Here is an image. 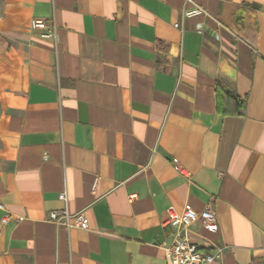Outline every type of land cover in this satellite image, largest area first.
<instances>
[{
    "label": "crops",
    "instance_id": "1",
    "mask_svg": "<svg viewBox=\"0 0 264 264\" xmlns=\"http://www.w3.org/2000/svg\"><path fill=\"white\" fill-rule=\"evenodd\" d=\"M195 1L0 0V264H167V209L206 206L191 241L264 264V0Z\"/></svg>",
    "mask_w": 264,
    "mask_h": 264
},
{
    "label": "built area",
    "instance_id": "2",
    "mask_svg": "<svg viewBox=\"0 0 264 264\" xmlns=\"http://www.w3.org/2000/svg\"><path fill=\"white\" fill-rule=\"evenodd\" d=\"M184 3L183 15L185 17L208 14L205 8L197 4L195 0H184ZM31 26L46 29V22L42 19H34L31 21ZM174 27H178V24L174 23ZM197 31H201L200 25ZM43 36L55 37V26L46 30ZM173 165L177 171L181 172V168L175 161ZM58 198L63 202L67 201L65 188L58 193ZM0 208H3L1 204ZM49 220L67 227H86L84 215L81 212L70 213L67 208L51 210ZM1 221L5 223L7 216H3ZM193 222H199L203 228L211 232H217L219 229L216 213L210 206L199 211L190 207L182 210H176L173 207L167 209L163 225L171 229L170 241L162 246L167 264H219L223 247L215 244L212 251H202L196 243L191 241L188 234Z\"/></svg>",
    "mask_w": 264,
    "mask_h": 264
},
{
    "label": "trees",
    "instance_id": "3",
    "mask_svg": "<svg viewBox=\"0 0 264 264\" xmlns=\"http://www.w3.org/2000/svg\"><path fill=\"white\" fill-rule=\"evenodd\" d=\"M226 100H227V108L224 110L226 112L235 113L243 107V104L245 102V98H241L236 94L226 92Z\"/></svg>",
    "mask_w": 264,
    "mask_h": 264
}]
</instances>
